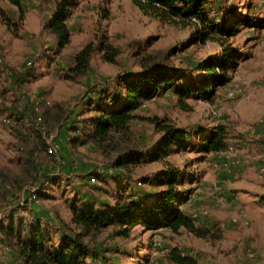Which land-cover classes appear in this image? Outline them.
Returning a JSON list of instances; mask_svg holds the SVG:
<instances>
[{"label":"rangeland","instance_id":"rangeland-1","mask_svg":"<svg viewBox=\"0 0 264 264\" xmlns=\"http://www.w3.org/2000/svg\"><path fill=\"white\" fill-rule=\"evenodd\" d=\"M19 1L22 13L8 2L1 3L11 23L6 26L0 21V119L11 121L0 120V264H19L12 251L16 230L26 232L35 224L48 227L55 241L61 240V233L81 234L98 254L92 264H170L166 249L171 247L201 264L202 260L204 264H264V178H257L264 150V3L251 0V7L249 0H210L209 19L224 28L236 23L238 30L218 42H204L201 26L177 28L160 23L144 16L132 0H76L67 19L70 42L61 47L47 25L56 15L57 4L68 0ZM242 19H253L258 26L240 25ZM104 42L119 50L114 64L104 62L96 52L87 76L75 82L61 77L81 47ZM222 43L238 53L237 65L227 69L226 84L202 88L200 81L209 75L196 66L221 58ZM147 54L168 55L179 72L178 84L134 112L139 119L129 123V138L120 145H134L152 154L161 141L150 122L155 119L185 131L188 147L171 148L154 162L115 170L97 146L85 140L75 145L74 138L91 126L89 119L96 114L100 96L111 94L120 78L140 72L139 62ZM188 83L196 85L194 95L175 92L184 91ZM23 119L33 124L29 131L21 129ZM218 125L225 126L227 144L235 146L239 159L231 173L221 164L224 161L215 168V156L195 148L204 133ZM51 143L56 154L45 155ZM168 166L189 175L180 191L192 192L179 206L190 218L196 216L197 227L209 231L205 238L184 230L179 234L148 230L138 224L89 232L73 224V209L108 208L129 193L149 203V195L160 190L143 179L153 181ZM117 173L132 178L129 184H119L129 186L126 192L117 190L112 178ZM222 180L226 183L215 191ZM196 192L205 197L197 208ZM219 194L225 198L221 205ZM30 195L37 198L30 200ZM203 210L208 211L206 217ZM124 229L126 236L120 234Z\"/></svg>","mask_w":264,"mask_h":264},{"label":"trees","instance_id":"trees-1","mask_svg":"<svg viewBox=\"0 0 264 264\" xmlns=\"http://www.w3.org/2000/svg\"><path fill=\"white\" fill-rule=\"evenodd\" d=\"M16 6L21 10L19 0H0V21L9 26L11 19L1 7L2 2ZM264 3V0H260ZM133 4L144 15L160 23L169 24L177 28H195L201 26L203 34L201 39L218 42L224 36L237 34L238 24L232 23L226 28L220 26L208 17L206 10L210 0H132ZM252 7L251 0L248 1ZM77 6L76 0L62 1L56 6V15L47 25V29L59 41L61 47L70 42V33L67 27V19L72 10ZM22 16V14H21ZM20 16V22L22 17ZM244 26H255L253 19H242L238 22ZM258 26V25H256ZM224 53L215 61L200 62L196 69L205 71L211 80L202 79V88L215 85H224L228 82L227 69H233L237 65L235 60L238 53L222 43ZM99 52L104 62L114 64L119 55L118 48L108 43H87L74 55L72 64L61 76L69 82H75L87 76L91 69L93 55ZM50 63H48L49 65ZM139 71L127 79L117 80L115 90L111 94L100 96L94 108L96 113L89 119L90 125L86 130L85 141L97 146L104 156L108 157L112 169H123L126 166H134L143 162H154L167 155L172 149L182 151L188 147L186 143L187 133L170 125L168 122L151 119L157 132L161 135V141L157 144L153 153L147 154L134 145H122L129 138V123L139 119L134 112L143 103L152 99L160 92H166L174 88L178 83L179 72L168 61V55L154 56L147 54L139 62ZM220 72V74H218ZM215 78V79H214ZM214 79V80H213ZM1 84V71H0ZM2 85V84H1ZM196 85L188 83L183 90H177L181 96L194 95ZM124 88V89H123ZM109 90V89H108ZM205 96V95H204ZM143 120V119H141ZM148 121V120H145ZM191 136V135H190ZM227 147V132L223 125L213 127L200 138L195 148L201 154H215ZM113 154H118L114 159ZM125 174L113 175V181L117 184L119 192H126L129 186L119 185L120 182L132 180ZM189 175L168 166L165 171L158 174L153 181L144 180V184L151 183L160 191L149 195V203L146 199L135 200V194H126L125 198L119 197L115 205L100 209L83 207L73 209L72 222L84 231H100L109 225L131 227L133 224L143 226L148 230L168 229L174 234L184 230L197 238H205L209 231L195 226L188 214L180 209L179 204L188 198V193H181L180 189L185 185ZM97 178H94L96 180ZM190 179V178H189ZM182 194V195H181ZM151 197V198H150ZM122 199V200H120ZM130 199V201H128ZM180 200V201H178ZM83 231V232H84ZM16 243L14 252L19 264H92L98 259V254L91 250L88 243L82 240L81 234L62 235L61 240L55 241L49 233V229L40 225H33L23 232L20 227L16 230ZM15 234V233H14ZM12 233V236L14 235ZM121 235L126 236L124 229ZM167 260L170 264H201L198 259L189 254H184L178 247H171L167 252Z\"/></svg>","mask_w":264,"mask_h":264},{"label":"built area","instance_id":"built-area-1","mask_svg":"<svg viewBox=\"0 0 264 264\" xmlns=\"http://www.w3.org/2000/svg\"><path fill=\"white\" fill-rule=\"evenodd\" d=\"M0 120L5 124H9L11 121L10 118H7V117H3ZM37 120L40 121V123L42 122V118L40 116L37 117ZM32 126L33 124L27 119H23L21 122V129L23 131H29L32 128ZM251 133H255L254 128L251 129ZM262 139L264 140V134L262 135ZM45 153L48 156H54L56 154V146L54 145V143H51L48 145V147L45 149ZM213 155L215 156L214 159L212 160L213 166L215 168H219L221 164L226 165L228 173H231L232 167L239 164V159L236 155V148L234 145L227 144V147L225 150L215 153ZM260 160H261V164H260V168L258 172V178L263 179L264 178V151L261 154ZM219 161H224V162L220 164ZM91 179H94V178H91ZM224 183H226V181L222 180L219 184L215 185V191L219 192L221 185ZM29 197H30V200H34L35 198H37L35 195H30ZM217 202L220 205L223 204L225 202L224 196L219 194L217 197ZM191 219L194 222L195 226L199 225V222L196 221L195 215H192ZM166 252H168L167 249H166ZM249 256H253V253L251 251L249 252Z\"/></svg>","mask_w":264,"mask_h":264},{"label":"crops","instance_id":"crops-1","mask_svg":"<svg viewBox=\"0 0 264 264\" xmlns=\"http://www.w3.org/2000/svg\"><path fill=\"white\" fill-rule=\"evenodd\" d=\"M85 138H86V136H85V134H83V135H81L79 138L78 137H76V138H74L75 140H76V144L75 145H79L80 143H85L84 142V140H85ZM87 142V141H86ZM264 151V150H263ZM263 151L261 152V154L263 153ZM261 154H260V156H261ZM45 155H47V154H45ZM259 168H260V166H258ZM259 168H258V170H259ZM257 174H258V171H257ZM257 178H258V176H257ZM192 191H189V194L191 193ZM195 194H197V197H196V200H195V198H194V207L195 208H197L199 205H201L202 204V202L203 201H200V198H205V197H202V194L200 195V193H195ZM195 196V195H194ZM231 196H228L227 198H228V200H229V203L231 204V203H233L234 204V202H232L229 198H230ZM7 198V197H6ZM203 205V204H202ZM238 210H240V214H242L243 213V210H241V209H239L238 208ZM237 210V211H238ZM206 213H208V211L207 210H203V217H206ZM208 215V214H207ZM202 264H204V260H202Z\"/></svg>","mask_w":264,"mask_h":264}]
</instances>
